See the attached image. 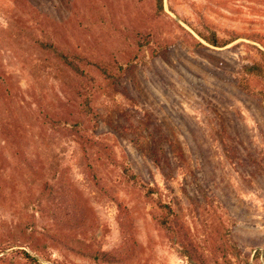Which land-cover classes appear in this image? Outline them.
Instances as JSON below:
<instances>
[{"label": "rangeland", "instance_id": "obj_1", "mask_svg": "<svg viewBox=\"0 0 264 264\" xmlns=\"http://www.w3.org/2000/svg\"><path fill=\"white\" fill-rule=\"evenodd\" d=\"M0 264H264V0H0Z\"/></svg>", "mask_w": 264, "mask_h": 264}, {"label": "trees", "instance_id": "obj_2", "mask_svg": "<svg viewBox=\"0 0 264 264\" xmlns=\"http://www.w3.org/2000/svg\"><path fill=\"white\" fill-rule=\"evenodd\" d=\"M210 41L211 43L216 44V45H219L221 43L217 36L216 38L210 39ZM257 67H258L257 64H252V65L247 66L246 69L253 72V70L257 69ZM28 256L31 257L29 254Z\"/></svg>", "mask_w": 264, "mask_h": 264}]
</instances>
